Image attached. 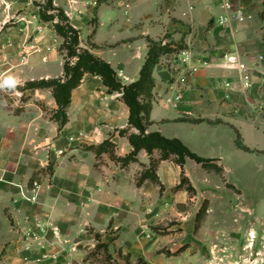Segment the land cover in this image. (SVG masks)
<instances>
[{"label":"rangeland","instance_id":"obj_1","mask_svg":"<svg viewBox=\"0 0 264 264\" xmlns=\"http://www.w3.org/2000/svg\"><path fill=\"white\" fill-rule=\"evenodd\" d=\"M130 3L0 0V85L8 77L18 81L14 89L0 87V130L21 131L26 143L22 162L13 149L9 176L7 170L0 172L2 185L11 191L9 203L0 201V264H264V138L261 156L247 155L244 163L229 157V169L221 173L193 160L185 168L171 157L181 168L178 184L167 191L159 178L149 180L153 195L133 205L124 202L113 219L57 216L58 194L66 189L61 187L66 168L57 174L58 163L73 143L94 141L82 132L57 147L62 137H56L53 91L27 85L64 77L58 70L68 51L54 24L72 26L79 33L78 52H90L100 44V15L123 10L129 16ZM51 15L55 21H46ZM113 24L110 20L106 27ZM153 42L173 50L159 62L186 49L160 41L150 46ZM161 161L153 159L146 170L157 176ZM144 171L137 175V188Z\"/></svg>","mask_w":264,"mask_h":264},{"label":"crops","instance_id":"obj_2","mask_svg":"<svg viewBox=\"0 0 264 264\" xmlns=\"http://www.w3.org/2000/svg\"><path fill=\"white\" fill-rule=\"evenodd\" d=\"M226 1L130 0L129 16L123 10L112 12L109 17L100 15L102 22L97 35L100 44L90 50L96 58L111 65L123 85L139 81L151 41L181 44L191 50L190 67H197L198 71L187 73L184 98L178 109L165 101L175 96L172 84L180 76L179 71H173L176 55L164 57L154 69L152 95L141 98L142 102L152 104L149 114L143 115L146 134L159 133L166 139L179 140L194 154L213 160L225 171L229 169V157L244 163L247 155L261 156L264 138V0H230L235 8L244 7L250 17L244 22L236 20V15L223 7ZM227 15L230 20L222 24L220 18ZM110 20L114 24L109 28L106 25ZM205 62L207 66L203 65ZM238 63L250 69L249 89L241 81ZM63 67L64 64L58 70L61 75ZM67 114L68 124L62 130L59 126L56 129V137H62L55 142L57 147L67 145L70 136L82 132L86 134L84 138L94 142L73 143L58 163L57 174L61 175L66 168L65 179L61 180V187L66 189L58 194L61 201L58 217L113 219L124 202L133 205L153 195L149 180L141 188L135 183L140 171L148 169L153 159L161 158L160 151L149 155L143 150L137 162L124 167L111 160L110 147L100 155L89 149L110 141L118 158H126L133 152L129 136L138 131L129 125L130 110L122 94H110L101 77L86 74L73 92ZM21 133L0 130V149L5 154L0 155V172L7 170L8 176L11 150H17L13 154L18 156V163L25 156L26 143ZM16 138H21L18 147L13 146ZM239 138L248 151L238 146ZM192 162L188 159L185 168ZM178 168L181 170L171 160L159 164L157 176L167 191L178 184L175 179ZM2 184L0 180L3 191L0 201L9 203L7 192L11 191ZM64 192L67 199L62 197Z\"/></svg>","mask_w":264,"mask_h":264},{"label":"trees","instance_id":"obj_3","mask_svg":"<svg viewBox=\"0 0 264 264\" xmlns=\"http://www.w3.org/2000/svg\"><path fill=\"white\" fill-rule=\"evenodd\" d=\"M45 18L48 22H54L56 17L51 15ZM63 19L68 21L64 17ZM54 27L57 34L65 40V46L68 51L64 64V77L31 82L26 89H52L53 97L58 106L54 121L59 124L60 130L69 122L67 110L72 103L73 92L82 84L86 74L98 76L102 78L110 94H122V100L130 110L129 125L138 131V133H133L129 136L130 144L134 149L133 152L126 158H118L114 153H111L114 161L120 162L126 167L130 163L137 162V156L143 150L149 155H152L155 151H160L162 160H169L175 156L176 163L180 166H184L187 159H191L205 168H214L220 173L224 172L222 168L213 164V160L197 156L179 140L166 139L159 133L146 134L143 115L149 114L152 104L150 102H141L140 99L142 96L150 97L152 95L154 69L159 64L161 57L173 52L171 48L161 47L153 42L146 63L142 68L139 81L130 85H123L117 80V74L110 64L96 58L89 51L78 52L76 48L79 45L78 31L70 25L63 26L60 23L54 24ZM73 60H76V62H73ZM121 133L125 134L126 132ZM238 146L248 151L241 138L238 139ZM107 147L112 148L113 144L110 141H106L99 147H90L89 149L100 155L107 151ZM147 180L157 182L158 176L150 170H146L138 180V186H142Z\"/></svg>","mask_w":264,"mask_h":264},{"label":"built area","instance_id":"obj_4","mask_svg":"<svg viewBox=\"0 0 264 264\" xmlns=\"http://www.w3.org/2000/svg\"><path fill=\"white\" fill-rule=\"evenodd\" d=\"M127 8L130 7V5H126ZM223 7L229 12L236 15V20L239 22H244L250 17L246 14L245 9L243 6H239L238 8H235L234 5L230 0H227ZM231 16H223L220 18V22L226 23L228 20H230ZM165 44V43H164ZM263 59V57L261 58ZM176 62L173 65V71L177 72L179 71L180 76H178V79L172 84V91L175 93V96L173 98H167L165 101L167 104H170L173 108L178 109L179 105L182 103L184 98V86L187 83V73L190 72H196L198 71V68H192L190 65L193 62V54L189 49H184L181 52H179L176 55ZM204 66H207L208 63L205 62L203 64ZM179 69V70H178ZM238 70L241 73V81L243 82V85L246 89L251 88L252 86V79L249 74L250 69L244 65L238 63ZM228 87H231V84L227 85ZM35 186L37 187V183H35ZM36 191V190H34Z\"/></svg>","mask_w":264,"mask_h":264},{"label":"clouds","instance_id":"obj_5","mask_svg":"<svg viewBox=\"0 0 264 264\" xmlns=\"http://www.w3.org/2000/svg\"><path fill=\"white\" fill-rule=\"evenodd\" d=\"M17 83L18 81H16L13 77H8L7 79L3 81V84L0 85V87L7 86L8 88L14 89Z\"/></svg>","mask_w":264,"mask_h":264}]
</instances>
